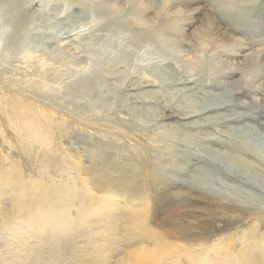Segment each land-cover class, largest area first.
I'll list each match as a JSON object with an SVG mask.
<instances>
[{"label": "rangeland", "instance_id": "1", "mask_svg": "<svg viewBox=\"0 0 264 264\" xmlns=\"http://www.w3.org/2000/svg\"><path fill=\"white\" fill-rule=\"evenodd\" d=\"M251 124L264 133V0H0V264H264V190H232L263 169L215 156L234 204L214 217L177 195L190 152L254 147L236 136Z\"/></svg>", "mask_w": 264, "mask_h": 264}, {"label": "bare ground", "instance_id": "2", "mask_svg": "<svg viewBox=\"0 0 264 264\" xmlns=\"http://www.w3.org/2000/svg\"><path fill=\"white\" fill-rule=\"evenodd\" d=\"M139 21H140L141 24H145L144 23V19L141 16L139 17ZM21 27L22 28L25 27V20H21L19 22L17 21L15 23V29L17 30V33L18 34L20 33ZM218 28L219 27L217 26L215 30H217ZM165 32L171 33L169 31H166L165 28H163V26H162V27L157 28L155 31L145 32V34L143 35V37L150 36V35L151 36H156V37H161V36L163 37V36H165ZM200 40L203 41V44H202L203 45L202 46L203 51H206L207 53L208 52H213L214 53L215 60H219V63L221 62L220 64H224L225 63V62L223 63L224 60L221 58V56L219 54H216L215 53V50H216L215 47H217V45H216L217 42L215 41V39L209 33H205L204 35H202L200 37ZM162 43H164L166 45H171V43H170V41L168 39L167 40H164L163 39ZM253 59L257 60L258 58H252V60ZM226 60H229V59H226ZM232 64H233V62H232ZM228 65H229V67H228L229 70L230 69H237V68L234 67V65H231L229 63H228ZM234 116H236V115H234ZM255 123H257V122H255ZM251 125H247V126H244L243 128H241V130H244V132H241V133L237 132L236 136H237L238 140L241 141V142H243V143H245V145H247L248 142L250 141V143L252 142V144H254V145L256 144L257 147H256V145L254 147L253 146H250L249 147L247 145V146H245L246 149H244L240 145H232L231 147H233V151L235 150V154L236 155H233V153H231V154H229V153H220L218 151L212 150V147H211L210 148L211 149L210 150V153L211 154L209 156L210 157V160H208V161H211L212 164H210L209 162H207V158L201 157L200 154H198L196 152H190L191 155L195 156L194 157L195 158L194 160L195 161H198V163L200 164L198 167H196L194 169V172L195 173L193 175L194 176L193 178H194V182L195 183L191 184L190 186H187V189H188V192L189 193L188 192H182V193L181 192H178L177 195H181V196H185V197L187 196L188 197V195L190 196L191 193H196V196H193V197H195V200L197 201V203L198 204L205 203L207 206L209 205L208 207L209 208H212V211H208V214L210 216H213V217H214V213L216 212V210H227V208H225V207H221L220 208V207H217L215 204H220V203H223V202H226V203L229 202V204L230 203L231 204H234L233 202H231L232 200H231V196H229V194H226V192H223V190L222 191L220 190V193H219V191L217 189H215V187H213L212 180L217 177L216 175H219L221 177V180L219 181V183H222L225 187H227L226 189H228V190H230L232 188V186H230L227 183H225V181L232 180L231 176L228 173H226L227 172V169L222 168L221 166L220 167L222 169L220 167L217 168L215 166V165H218L216 163V162H218L216 160V157H218V158H220V159H222L224 161H227V162H231L230 159L234 160L233 161V163H234L233 166H235L237 168L236 170L238 171L237 172L238 174L241 171V169H244L245 167H251V168H255V169L261 168L264 171V157L261 155V152L264 153V133L261 132V131H259L260 129H258V127H254L253 125L252 126ZM260 126H261L260 128L262 130H264V124H261ZM242 134H246V136H245L246 138L245 137L243 138L242 137ZM208 140L210 142V145L211 144L219 143L216 139L214 140L212 138H209ZM234 140H233V142H234ZM220 143H222V145H223L225 143V140L224 141H220ZM247 153L253 154L254 156H256L257 158H259L260 160H258L257 158L254 157V159L252 160V162L251 161H247L246 160ZM176 158H177V156L175 155V157L173 159H176ZM188 166L190 167L191 166V163H189ZM188 166H187V170L189 169ZM211 167H214L215 169H217L219 173L214 174L213 172H211L210 171ZM152 168H154V170H157V167L156 166H152ZM184 173L185 172H183L181 174L183 175ZM235 174L236 173H234V175ZM261 177H264V176L263 175H260L259 173L252 172V173L246 174V176L243 177L244 178L243 179L244 181L243 182L241 181L240 186L239 187H235L232 190L235 189V191H237V190L240 191V190L244 189L245 187L248 188V189H250V190H253L255 192L256 191H259L260 189H263L264 190V183L262 185V182H261L262 178ZM235 182H237V181H235ZM156 183H158V182H156ZM154 187H155V183H153V185H152V188H154ZM261 192H259V194H261ZM172 195L173 194L169 193L165 197L167 199H170L172 197ZM182 198L183 199L181 201L186 202L184 200V197H182ZM263 199H264V195L263 194L259 195L258 197L255 196L254 199H253V201L251 202L252 203V206L256 207V205L257 204H260V202L263 203V201H264ZM175 204H176V206H181L183 203L182 202H176ZM232 207L233 208H236L235 210L240 211L235 205H233ZM222 208H225V209H222ZM257 215H259L258 220H260L261 214H258L257 213ZM178 219L179 218L172 217V218L169 219V221H164L163 222V225H165L166 227L171 228L172 230L175 231L176 234L182 236L183 238L190 236L191 235V232H190L191 228L190 227L188 229H184L182 227H176V228L173 227V225L175 223H178L177 226L179 225V221L180 220L178 221ZM204 226H202L203 227L202 228L203 230L206 229ZM166 248H167V245L166 244L159 243L158 246H157V248H156V250H155V252L153 253V256H160L161 254L166 253L167 251H164Z\"/></svg>", "mask_w": 264, "mask_h": 264}]
</instances>
